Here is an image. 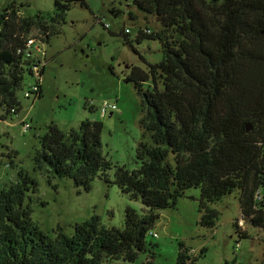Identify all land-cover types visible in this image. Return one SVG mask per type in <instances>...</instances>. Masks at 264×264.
<instances>
[{"label":"trees","instance_id":"16d2710c","mask_svg":"<svg viewBox=\"0 0 264 264\" xmlns=\"http://www.w3.org/2000/svg\"><path fill=\"white\" fill-rule=\"evenodd\" d=\"M128 2L160 16L163 26L139 29L135 37L136 42L157 39L162 59L146 71L135 66L127 75L145 108L138 167L112 165L102 151V122L90 119L68 132L48 125L33 162L48 177L70 178L85 190L96 176L113 182L139 199L143 212L127 208L122 228L106 227L93 215L75 223L71 235L58 226L51 237L31 217L25 200L36 183L20 170L14 182L0 188V264L134 261L149 251L145 238L157 211L175 207L191 187L200 189V225L215 227L219 212L210 205L237 191L241 218L261 228L264 241V0ZM74 3L86 6V0H54L58 11L53 16H21L13 4L0 7L1 120L21 110L17 92L31 70L23 50L32 30L48 41L59 33L55 23ZM128 33L122 29L120 35L131 45ZM146 82L152 85L144 88ZM237 232L239 238L247 236ZM190 251L179 241L176 264H193L206 250L197 256Z\"/></svg>","mask_w":264,"mask_h":264},{"label":"rangeland","instance_id":"374dc122","mask_svg":"<svg viewBox=\"0 0 264 264\" xmlns=\"http://www.w3.org/2000/svg\"><path fill=\"white\" fill-rule=\"evenodd\" d=\"M7 4H13L21 16H53L58 11L54 0H0V7ZM160 22V16L145 14L128 0L72 4L63 20L55 23L59 33L43 44L46 62L40 81L42 96L24 97L25 89L35 82L26 74L17 92L19 115L0 119V188L14 182L20 170L26 172L36 188L29 191L25 204L31 209L32 219L49 236L55 237L58 226L71 235L75 223L93 215L106 227L122 228L127 208L143 212L140 200L130 198L115 183L96 176L91 188L85 190L70 178L48 177L35 169L33 157L48 125L55 124L68 132L90 119L102 122V151L112 165H125L130 170L138 167L136 148L143 139L140 119L145 108L127 75L135 66L146 71L148 64L162 59L157 39L135 41L139 29L161 30ZM124 28H129L131 45L120 35ZM30 35L38 36L39 31L33 29ZM149 85L151 82L144 83V88ZM104 99L116 108L101 116L99 106ZM21 120L29 125L25 130ZM113 173L112 167L108 171L110 179ZM199 195V188H188L175 207L157 211L158 219L145 238L149 251L140 252L134 261L113 259L104 264H176L179 241L191 248L193 256L205 248L204 255L193 264H261L263 230L244 219L239 228L235 226V221L242 219L238 192L224 195L210 205L219 212L213 228L200 225ZM237 231L247 236L239 238Z\"/></svg>","mask_w":264,"mask_h":264},{"label":"built area","instance_id":"2783aa9c","mask_svg":"<svg viewBox=\"0 0 264 264\" xmlns=\"http://www.w3.org/2000/svg\"><path fill=\"white\" fill-rule=\"evenodd\" d=\"M104 27H107V25H104ZM125 32H129V28H124ZM44 39L42 36H29L25 43V48L23 50L24 57L26 59L30 60L31 63V70H30V76L35 78V82L31 85H29L25 91H24V97L29 98H37L39 97L41 93V76H42V68L46 62V53L45 49H43ZM116 108L115 104L104 99L100 106H99V113L101 116H105L106 113L111 110L113 111ZM21 124L23 129L29 127L28 123H26L24 120H21ZM255 196L259 198V193L256 192ZM242 220L240 219L238 221V225L242 224ZM240 223V224H239ZM152 235H155L152 233ZM238 244V242H237Z\"/></svg>","mask_w":264,"mask_h":264},{"label":"water","instance_id":"95a60500","mask_svg":"<svg viewBox=\"0 0 264 264\" xmlns=\"http://www.w3.org/2000/svg\"><path fill=\"white\" fill-rule=\"evenodd\" d=\"M246 128H247V130H249L251 128L250 124H247Z\"/></svg>","mask_w":264,"mask_h":264},{"label":"crops","instance_id":"0c3cea01","mask_svg":"<svg viewBox=\"0 0 264 264\" xmlns=\"http://www.w3.org/2000/svg\"><path fill=\"white\" fill-rule=\"evenodd\" d=\"M20 113V112H19ZM19 113H18V115H19Z\"/></svg>","mask_w":264,"mask_h":264}]
</instances>
